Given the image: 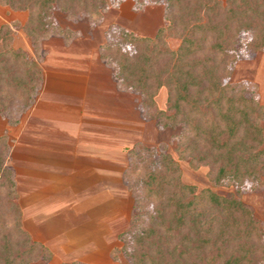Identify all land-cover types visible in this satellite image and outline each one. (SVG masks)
<instances>
[{"label":"trees","instance_id":"1","mask_svg":"<svg viewBox=\"0 0 264 264\" xmlns=\"http://www.w3.org/2000/svg\"><path fill=\"white\" fill-rule=\"evenodd\" d=\"M110 0H0L24 11L21 28L35 49L51 34L67 39L54 11L70 18L87 16L96 23ZM162 4L164 18L180 38L174 51L155 52L159 32L139 36L110 28L99 56L113 68L118 86L138 95L145 119L163 129L180 128L175 151L191 167H207L214 186L232 187L221 195L205 189L204 210L194 211L184 194L153 179L169 171L161 148L139 145L128 150L126 179L133 191L128 227L119 234L124 264H264V230L252 208L240 199L245 189L264 185V105L244 82L227 79L240 48L264 52V0H135ZM246 36V37H244ZM11 28L0 26V111L29 106L41 84L39 64L10 46ZM129 44V47H128ZM166 88L164 109L155 96ZM9 145L0 136V264H51L53 254L22 226L13 170L7 166ZM145 152L147 156L141 154ZM129 170V169H128ZM206 192V193H205ZM150 206V208H149ZM60 264H87L79 261Z\"/></svg>","mask_w":264,"mask_h":264},{"label":"rangeland","instance_id":"2","mask_svg":"<svg viewBox=\"0 0 264 264\" xmlns=\"http://www.w3.org/2000/svg\"><path fill=\"white\" fill-rule=\"evenodd\" d=\"M108 4L109 7L96 23L86 15L70 18L65 13L54 11L56 22L62 28L70 29L72 34L67 39L62 35L51 34L40 40L37 49L34 48L21 28L27 17L26 12L13 10L0 3V26L2 24L9 25L12 33L10 46L14 49L20 48L36 62H41L40 60L44 57V47L48 41L58 43L62 41L65 43L88 42V47L92 45L94 48H99L109 39L110 28L115 30L120 26L135 35L147 37H153L161 29L157 48L155 52L149 54L150 61L154 60L158 52L163 50L170 52L177 48L180 38L165 20L162 4L146 1L141 8L136 6L135 0H110ZM237 55L239 58L233 64L227 81L231 83L244 82L249 90L256 94L259 102L264 105V52L250 53L240 48ZM133 95L134 135L130 140L127 137L128 142L124 146L125 153L119 159L116 184H112L111 191H108L110 188L103 187L105 193L102 192L99 196L100 199L97 197L98 200L93 194L85 193V198L84 194L79 192L77 193L78 198L76 193L70 192L69 204L55 207L48 219V224L34 225L32 223L29 214L31 212L41 214L39 209L25 210V219L22 214L23 228L32 239L43 243L53 254L51 264L69 261L87 264H124L128 261L120 253L116 254L118 259L114 260L112 251L122 246L123 242L119 238V234L128 227L133 211V191L126 179V174L131 171L128 150L137 145L153 148L156 154L161 152V148L164 150L169 156V171L155 177L152 180L153 184L160 190L171 186L176 194L186 195L187 201L191 202L190 207L194 211L204 210V197L201 196V192L204 193L205 189L221 195L234 191L232 187L212 185L207 176V167L202 166L194 169L186 161L180 160L175 151V136L179 134L180 128L163 129L156 124L154 119H145L138 106L139 97L134 93ZM166 95V88L162 87L155 96L157 106L161 109L165 108ZM30 105L16 104L11 110L0 111V136H6L9 149L19 131L20 121L26 120L29 115ZM142 156H147V154L143 152ZM6 164L13 170L12 151L8 152ZM17 194L19 197V193ZM62 194L58 192L52 194L55 206L56 203L59 204L58 202L64 203L62 200H58L59 197L65 195V193ZM239 197L252 208L264 230V185L255 190L244 188ZM76 198H78V202L74 207ZM24 203L18 199L21 213H23ZM38 237H44L46 240H38Z\"/></svg>","mask_w":264,"mask_h":264},{"label":"crops","instance_id":"3","mask_svg":"<svg viewBox=\"0 0 264 264\" xmlns=\"http://www.w3.org/2000/svg\"><path fill=\"white\" fill-rule=\"evenodd\" d=\"M81 43L47 42L37 61L41 84L9 149L23 219L25 210H41L29 214L34 225L48 224L55 207L69 204L70 192L100 199L103 187L111 191L134 135L133 93L118 86L98 47ZM54 192L67 194L58 199L64 203L54 205Z\"/></svg>","mask_w":264,"mask_h":264}]
</instances>
